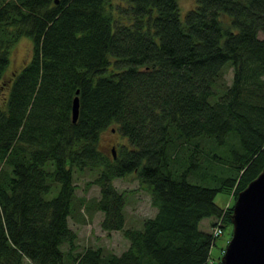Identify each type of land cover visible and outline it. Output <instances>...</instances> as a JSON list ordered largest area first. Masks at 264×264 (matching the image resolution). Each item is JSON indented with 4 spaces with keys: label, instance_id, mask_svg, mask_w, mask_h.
Listing matches in <instances>:
<instances>
[{
    "label": "trees",
    "instance_id": "trees-1",
    "mask_svg": "<svg viewBox=\"0 0 264 264\" xmlns=\"http://www.w3.org/2000/svg\"><path fill=\"white\" fill-rule=\"evenodd\" d=\"M183 13L177 0H0V264L207 263L232 207L216 192L235 197L264 165V0ZM22 36L30 58L7 72ZM106 128L125 138L114 155L97 146ZM209 138L221 169L201 160ZM85 168L98 196L79 204L121 230L119 253L76 251L68 216ZM129 172L156 207L140 227L125 226L129 191L113 183Z\"/></svg>",
    "mask_w": 264,
    "mask_h": 264
},
{
    "label": "rangeland",
    "instance_id": "rangeland-1",
    "mask_svg": "<svg viewBox=\"0 0 264 264\" xmlns=\"http://www.w3.org/2000/svg\"><path fill=\"white\" fill-rule=\"evenodd\" d=\"M113 4H116L118 0H111ZM177 4L180 8L181 17H183V12L195 5V0H177ZM258 36L264 38V31L259 30ZM32 50L31 40L22 36L19 37L10 49V62L7 72L18 70L23 64H25L30 58ZM231 69H228L226 73L227 80L231 78ZM1 95V94H0ZM123 138L119 132L113 128L104 129L100 132L97 140L98 148L105 154L109 155L111 150H109L110 144L114 149L118 148L120 142H124ZM203 145V152L200 153V157L203 163H212L217 165V169H221L224 164L218 162L213 163L212 158L207 157V151L213 147V141L209 139L201 140ZM219 151V148H217ZM133 172L127 173L125 176L117 177L113 180V183L118 189L129 191L127 195V201L124 207L125 214V226H135L140 227L142 221L145 217L154 214L156 207L152 206L150 203V196L144 185H139L138 180L133 176ZM96 175V169L85 168L82 171H74L73 180L76 184L75 198L73 203L74 210L68 216L69 226L77 232L76 237V251H81L85 246H102L104 251H113L119 253L122 251L128 243V240L122 235L121 230H112L106 233L100 226V219L102 216L101 211L91 210L85 211L79 204L78 198L80 196L84 197H96L98 196V186L97 184L90 182ZM135 175V174H134ZM234 194L230 193L229 190L222 189L216 192L214 196V201L220 207L226 208L227 206H232L234 202ZM215 218L205 217L199 221V227L201 229H210V223L214 221ZM232 224L228 221H224L222 233L215 236L214 243L211 244L209 257L206 264H220V256L224 251L226 243L231 236ZM66 244L63 248H66ZM24 264H31L28 259H24Z\"/></svg>",
    "mask_w": 264,
    "mask_h": 264
},
{
    "label": "water",
    "instance_id": "water-1",
    "mask_svg": "<svg viewBox=\"0 0 264 264\" xmlns=\"http://www.w3.org/2000/svg\"><path fill=\"white\" fill-rule=\"evenodd\" d=\"M78 91V90H76ZM78 114V97L71 104V117ZM114 155V149H112ZM231 236L220 264H264V165L235 196L231 207Z\"/></svg>",
    "mask_w": 264,
    "mask_h": 264
},
{
    "label": "built area",
    "instance_id": "built-area-1",
    "mask_svg": "<svg viewBox=\"0 0 264 264\" xmlns=\"http://www.w3.org/2000/svg\"><path fill=\"white\" fill-rule=\"evenodd\" d=\"M220 220L221 218H219L217 221H216V225L212 228V232L215 236L219 235L221 232H222V228L220 226Z\"/></svg>",
    "mask_w": 264,
    "mask_h": 264
},
{
    "label": "flooded vegetation",
    "instance_id": "flooded-vegetation-1",
    "mask_svg": "<svg viewBox=\"0 0 264 264\" xmlns=\"http://www.w3.org/2000/svg\"><path fill=\"white\" fill-rule=\"evenodd\" d=\"M110 146H111V144H110Z\"/></svg>",
    "mask_w": 264,
    "mask_h": 264
}]
</instances>
